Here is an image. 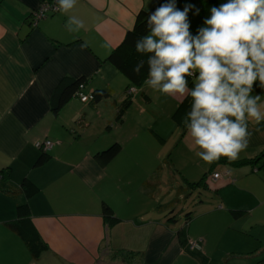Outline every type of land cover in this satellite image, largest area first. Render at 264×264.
Masks as SVG:
<instances>
[{
    "label": "crops",
    "instance_id": "crops-1",
    "mask_svg": "<svg viewBox=\"0 0 264 264\" xmlns=\"http://www.w3.org/2000/svg\"><path fill=\"white\" fill-rule=\"evenodd\" d=\"M43 1L0 0V168L11 166L0 186L17 191L25 177L38 186L28 199L29 218L47 250L32 261L25 243L6 226L18 218L16 206L26 197L0 189V264H260L264 167L253 160L264 152V121L249 123L251 136L237 159L221 156L207 163L172 120L180 96L145 85L150 99L136 93L123 121L112 126L115 114H99V106L82 117L87 105L79 98L54 113L70 80L86 79V91L125 89L124 77L106 56L132 29L136 14L160 0H76L68 12L32 24ZM69 15L83 21L79 31L65 29ZM188 17L190 31L202 24L191 12ZM162 110L167 130L147 116H163ZM178 129L175 148L167 152ZM46 139L54 142L51 157L34 166L36 142ZM115 142L121 151L101 167L95 153ZM214 172L222 178L211 180ZM202 177L209 185L197 196L204 185L189 184ZM104 203L116 223H106ZM190 242H199L200 249L190 251Z\"/></svg>",
    "mask_w": 264,
    "mask_h": 264
},
{
    "label": "clouds",
    "instance_id": "clouds-1",
    "mask_svg": "<svg viewBox=\"0 0 264 264\" xmlns=\"http://www.w3.org/2000/svg\"><path fill=\"white\" fill-rule=\"evenodd\" d=\"M75 4L54 0L61 13ZM190 10L193 15L200 12L190 0L182 7L177 0H161L145 11V31L132 47L146 54V60L138 61L132 71L146 65L144 85L188 99L180 123L198 146L197 157L207 163L221 156L232 161L248 145L249 123L264 121V0H222L208 7L194 31ZM64 27L77 32L83 21L69 15ZM215 173L222 178L214 172L211 180Z\"/></svg>",
    "mask_w": 264,
    "mask_h": 264
},
{
    "label": "trees",
    "instance_id": "trees-1",
    "mask_svg": "<svg viewBox=\"0 0 264 264\" xmlns=\"http://www.w3.org/2000/svg\"><path fill=\"white\" fill-rule=\"evenodd\" d=\"M160 2L161 0L148 9L151 10L152 8L157 6L158 3ZM190 2L196 5L198 8H200V12L195 16L198 18L199 21L202 22V18L208 14L207 12L208 7L212 5H218L220 2H222V0H190ZM178 3L183 6L184 0H177V4ZM146 10L147 9H141L136 14L135 23L132 29L126 32L120 44L117 45L115 48H113L105 59L106 62H109L117 70V72L124 77L126 81L125 89H123V91L119 92L118 94H115L113 89H93L86 91L85 90L86 85L88 84L86 79L81 78L77 80H70V82L67 83V85L61 90L58 97V101L56 100L55 101L56 103L53 105L54 113H58L62 109V107L66 105L71 99L79 98V100L82 103L87 105L86 109L82 110L83 112L81 114L82 117L86 113L85 111H88L89 109L94 110L99 106L100 107L98 109L99 114H101L102 112L107 115H109L110 112L115 114L114 121L113 123L111 122V126H112L115 123H120L123 121L125 114L133 104L136 93L142 94V97L145 100L150 99V97L143 91L145 86L143 84V80L147 76L146 65L144 67H141L139 72L132 71L133 66L138 61L146 60V54L136 53L134 48L132 47L133 40L135 39V37L138 34H143L145 31L143 21L146 18L145 17ZM190 12L192 13L191 10ZM58 13H60V11L52 12L49 15H54ZM34 21H36V19L32 18L31 21L32 24ZM63 83L64 82H62L60 86L63 85ZM130 88L133 89V92L128 93V89ZM256 91H259V89H256ZM83 96L86 97L84 101L82 100ZM187 104H188V99L183 97L172 114L173 122L178 127H180L182 132H185L186 130L184 126L180 123V117L181 114L186 109ZM85 118L86 117L82 119L83 122ZM78 126L76 128H78ZM75 131L76 132L78 131L79 134L80 128L76 129ZM45 141H47V139L39 142L40 144L43 145ZM52 144H53L52 147L49 149L53 148L54 142H52ZM38 149L40 150V154L35 160L34 166L43 165L51 157V154L49 153V149H45L43 146L38 147ZM121 149H122L121 144L115 142L110 146H108L107 148L96 152L94 156L95 160L98 163V165H100L101 167H105L118 155ZM260 160H262V165L264 167V152H262L253 161H260ZM10 174H11V166L1 167L0 182L2 179H9ZM201 185H204L205 188H208L209 182L208 180H206L205 177L204 178L202 177L199 182L189 184L190 187H195V188ZM19 186L20 189L17 191H12L11 188L2 189V187L0 186V189L6 194L16 195L19 193H23L26 197L25 201L20 202L16 206V213L18 218L10 222H7L6 226L12 233L17 235L25 243V245L29 250L32 261L36 262L41 259L43 253L47 250L46 243L42 239L41 235L38 232V229L36 228L32 220L29 218L31 210L28 199L38 192V186L28 177H25L21 181ZM183 188H187V187H183ZM180 190L182 189L180 188ZM103 216L106 223L109 225L114 224L118 221V218L114 215L112 208L107 203H104L103 205ZM188 248L190 251H192L189 245ZM193 251L196 252L197 250H193ZM259 263L264 264V258L261 259Z\"/></svg>",
    "mask_w": 264,
    "mask_h": 264
},
{
    "label": "built area",
    "instance_id": "built-area-1",
    "mask_svg": "<svg viewBox=\"0 0 264 264\" xmlns=\"http://www.w3.org/2000/svg\"><path fill=\"white\" fill-rule=\"evenodd\" d=\"M56 11H59V10L55 7L54 0H44L43 3H42V6L38 10H36L34 12V18L36 20L42 19V18L47 17L48 14H50L52 12H56ZM85 99H86V97L83 96L82 100L84 101ZM52 145H53L52 142H50L48 140L45 141L43 143V145L40 144V142H36V147L37 148L43 146L45 149H49V148L52 147ZM220 177H221V175L219 173L213 174V179L214 180H217ZM199 248H200V246H199V244L197 242H190V249L191 250H196V249H199Z\"/></svg>",
    "mask_w": 264,
    "mask_h": 264
},
{
    "label": "rangeland",
    "instance_id": "rangeland-1",
    "mask_svg": "<svg viewBox=\"0 0 264 264\" xmlns=\"http://www.w3.org/2000/svg\"><path fill=\"white\" fill-rule=\"evenodd\" d=\"M130 92H133V89H128V93H130ZM135 92V91H134ZM168 103H169V100H167L164 104H162L161 106H162V109L164 110V111H166V108H167V106H168ZM163 110H162V112H163ZM164 114H165V112H163V116H162V114L159 112V113H157V114H155L154 112H152V111H150V112H148V114H147V116L148 115H151V116H155V117H157V119H158V122H159V125L161 126V128H163V130H167V127L165 126V121H166V118H164ZM149 117V116H148ZM168 120V119H167ZM170 120V119H169ZM173 124V123H172ZM175 124V123H174ZM174 124H173V126H174ZM174 128H175V126H174ZM179 136V129L177 130V134H175L174 135V140L172 141V140H169L168 141V143H167V148L165 149L167 152H169V151H171L172 149H174L175 148V143H176V140L179 138L178 137ZM171 142V143H170ZM172 146V147H171ZM180 147V146H179ZM166 180H164V182H165ZM164 190L166 191V189L164 188ZM205 192V190H203L200 194H198L197 196H201V194H203ZM184 193H186V192H184ZM181 194V193H180ZM205 194V193H204ZM179 212V210H178V208H177V211H176V213H178ZM186 212V211H185ZM185 212H183V213H180L179 215H178V218H179V221H180V224H182L183 223V221H184V219H185V216H186V214H185Z\"/></svg>",
    "mask_w": 264,
    "mask_h": 264
},
{
    "label": "water",
    "instance_id": "water-1",
    "mask_svg": "<svg viewBox=\"0 0 264 264\" xmlns=\"http://www.w3.org/2000/svg\"><path fill=\"white\" fill-rule=\"evenodd\" d=\"M203 188H204V189H207V188H205V187H203ZM203 188H202V190H204ZM199 191L202 192L201 189H199ZM190 194H191V193H189L188 195H190Z\"/></svg>",
    "mask_w": 264,
    "mask_h": 264
}]
</instances>
